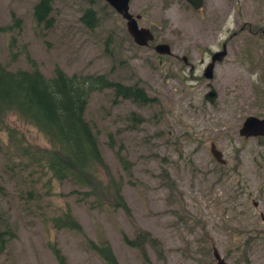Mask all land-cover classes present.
<instances>
[{"label":"rangeland","instance_id":"obj_1","mask_svg":"<svg viewBox=\"0 0 264 264\" xmlns=\"http://www.w3.org/2000/svg\"><path fill=\"white\" fill-rule=\"evenodd\" d=\"M38 1L0 0V64L31 69L32 60L48 77L56 67L104 73L138 84L152 101L140 106L103 89L91 93L85 111L128 210L47 173L21 171L25 161L0 126V212L14 232L0 264H59L51 246L67 264H106L93 248L102 242L118 264H216L213 249L228 264H264V136L238 132L247 116L264 117V0H204L199 10L185 0H130L139 25L155 36L151 46L168 43L175 54L163 58L136 45L104 0H51L48 23L35 18ZM88 7L96 11L92 28L81 20ZM223 42L227 54L208 81L202 70ZM207 82L218 94L213 104L204 99ZM8 123L48 146L16 115ZM211 143L226 163L212 156ZM67 209L79 229L53 226ZM141 231L151 235L139 240L145 255L130 243Z\"/></svg>","mask_w":264,"mask_h":264},{"label":"trees","instance_id":"obj_2","mask_svg":"<svg viewBox=\"0 0 264 264\" xmlns=\"http://www.w3.org/2000/svg\"><path fill=\"white\" fill-rule=\"evenodd\" d=\"M33 9L37 21H50L51 0H39ZM81 20L92 28L96 20L95 13L87 9ZM30 63L31 69L16 70L0 64V126L7 130L16 154L25 161L20 170L30 167L29 174L32 171L47 173L57 181H67L78 188L87 189L102 205L113 201L116 207L128 210L121 194V184L111 177L97 129L86 118L85 111L91 93L103 89H113L115 97L131 100L140 106L150 103L152 98L138 84L113 81L104 73L68 74L56 67L53 75L48 77L35 62L30 60ZM132 114L135 116L134 112ZM11 115L31 125L46 139L48 146L31 143L24 134L19 135L13 126H8ZM109 137L111 143L110 134ZM122 165L130 170L127 159L122 158ZM100 169L104 171L106 179L100 174ZM4 193L0 184V195ZM52 223L57 229L80 227L69 209L53 216ZM13 237V230L0 212V255ZM140 238L151 241L150 233L141 231L130 243L142 248L144 246ZM93 248L101 254L106 264H118L107 242L93 245ZM51 250L59 264H67L59 248L51 246ZM142 251L145 255L144 248Z\"/></svg>","mask_w":264,"mask_h":264},{"label":"water","instance_id":"obj_3","mask_svg":"<svg viewBox=\"0 0 264 264\" xmlns=\"http://www.w3.org/2000/svg\"><path fill=\"white\" fill-rule=\"evenodd\" d=\"M114 10L126 21V30L128 34L133 38L135 44L139 46H147L150 41L154 39V34L147 27H139L137 23V18L132 15L129 11V1L130 0H105ZM186 2L195 10H198L204 0H186ZM155 51L158 54H172L171 47L168 43L159 42L154 46ZM225 51H220L217 56H213L212 61L207 65L204 72V77L210 79L212 77V68L214 66L215 59H221ZM204 98L209 103H214L216 99V92L209 90ZM240 136L243 137H258L264 135V117H257L254 115L247 116L239 129ZM210 153L212 156L220 163H224L225 160L222 158V152L216 147L214 143L210 145ZM264 220V214L261 215ZM213 256L216 260V264H228L226 260L219 254L216 249H213Z\"/></svg>","mask_w":264,"mask_h":264},{"label":"flooded vegetation","instance_id":"obj_4","mask_svg":"<svg viewBox=\"0 0 264 264\" xmlns=\"http://www.w3.org/2000/svg\"><path fill=\"white\" fill-rule=\"evenodd\" d=\"M87 1H89V3L90 4H94L95 3V0H87ZM186 1V0H185ZM104 4L106 5V6H109L111 9H112V11H114L115 13H117L115 10H114V8L112 7V6H110L105 0H104ZM187 3V2H186ZM188 4V3H187ZM203 4H204V2H203ZM203 4H202V6L199 8V9H201L202 7H203ZM105 5H104V7H105ZM189 5V4H188ZM190 6V5H189ZM87 9H91V10H93V12L94 13H96V11L92 8V7H88ZM87 9H85V10H87ZM198 9V10H199ZM129 11H130V1H129ZM132 13V12H131ZM118 14V13H117ZM119 15V14H118ZM132 15L134 16V17H136L137 18V23H138V26L139 27H146V26H143V25H139V20L141 19V14L140 13H136V14H133L132 13ZM120 16V15H119ZM121 17V16H120ZM122 18V17H121ZM123 19V18H122ZM124 20V19H123ZM125 21V20H124ZM125 27H126V21H125ZM147 28H149V27H147ZM150 29V28H149ZM151 30V29H150ZM127 31V30H126ZM152 31V30H151ZM128 33V32H127ZM153 33V32H152ZM263 34H264V32H263ZM130 36V35H129ZM131 37V36H130ZM131 39H132V41H133V38L131 37ZM155 40V36H154V39L152 40V41H150V43L147 45V46H151V42H153ZM134 42V41H133ZM155 44H157V43H155ZM155 44L153 45V46H151L152 48H154V46H155ZM137 45V44H136ZM139 46V45H138ZM154 51H155V48L153 49ZM225 51V53H224V55H222L221 56V59H215L214 61V66H213V68H212V77L210 78V79H207L208 81L209 80H212L213 79V76H214V69L216 68V66L219 64V63H221L222 61H223V58L226 56V54H227V43L226 42H223L222 43V45H221V48L219 49V50H214V51H211L210 52V58H209V61L208 62H206L205 63V65H204V68H203V70H202V75L204 76V72H205V68L207 67V65L212 61V58H213V56H217V53H219L220 51ZM171 52H172V54H170V55H167V54H158L156 51H155V53L159 56V57H164V56H175V54L173 53V51H172V49H171ZM182 60H183V62L184 63H188V58L186 57V56H183L182 57ZM161 61V60H160ZM202 64L204 63L203 61L201 62ZM193 66L191 65V68H192ZM206 87H207V91H206V93L209 91V90H211L212 88H213V90L216 92V98H217V96H218V94H217V91H216V88L214 87V85L212 84V82H207L206 83ZM205 93V94H206ZM205 94H204V96H205ZM205 99V98H204ZM213 104V103H212ZM259 137H262V136H259ZM243 138H245V139H248V138H257V137H243ZM211 145V144H210ZM216 145V144H215ZM210 148V147H209ZM210 151V150H209ZM221 151V150H220ZM222 152V151H221ZM223 154V153H222ZM222 158H223V155H222ZM225 160V159H224ZM224 163H226V160H225V162ZM223 163V164H224ZM253 201V205L255 206V207H257V206H259V201H257V200H252ZM262 214H264L263 212H259V215H260V218L262 219V217H261V215Z\"/></svg>","mask_w":264,"mask_h":264},{"label":"clouds","instance_id":"obj_5","mask_svg":"<svg viewBox=\"0 0 264 264\" xmlns=\"http://www.w3.org/2000/svg\"><path fill=\"white\" fill-rule=\"evenodd\" d=\"M254 79H255V77H254Z\"/></svg>","mask_w":264,"mask_h":264},{"label":"bare ground","instance_id":"obj_6","mask_svg":"<svg viewBox=\"0 0 264 264\" xmlns=\"http://www.w3.org/2000/svg\"><path fill=\"white\" fill-rule=\"evenodd\" d=\"M154 49V48H153Z\"/></svg>","mask_w":264,"mask_h":264}]
</instances>
